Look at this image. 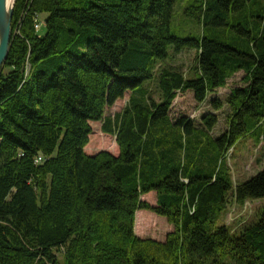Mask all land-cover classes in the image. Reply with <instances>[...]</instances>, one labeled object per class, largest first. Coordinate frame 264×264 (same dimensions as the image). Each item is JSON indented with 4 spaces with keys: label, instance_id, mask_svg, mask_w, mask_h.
Listing matches in <instances>:
<instances>
[{
    "label": "trees",
    "instance_id": "16d2710c",
    "mask_svg": "<svg viewBox=\"0 0 264 264\" xmlns=\"http://www.w3.org/2000/svg\"><path fill=\"white\" fill-rule=\"evenodd\" d=\"M177 1L16 0L0 72V264H264V210L239 234L219 226L230 204L264 198V170L234 184L227 161L244 138L264 143V0H196L197 38L173 32ZM187 49L189 75L170 65ZM186 92L211 107L199 121L173 113ZM91 122L118 155L85 152ZM141 210L174 227L164 242L135 234V219L138 233L153 223Z\"/></svg>",
    "mask_w": 264,
    "mask_h": 264
},
{
    "label": "rangeland",
    "instance_id": "374dc122",
    "mask_svg": "<svg viewBox=\"0 0 264 264\" xmlns=\"http://www.w3.org/2000/svg\"><path fill=\"white\" fill-rule=\"evenodd\" d=\"M195 1L196 0H179L175 4L172 29L175 34H178L181 37L187 38V36H193L194 38H197L201 33V28L197 21L187 16L185 11L186 8L193 5ZM39 19L45 21V15H40ZM15 33H17V30ZM196 56V51L187 49L179 55H175L170 65L181 67L184 72L189 75L196 66ZM235 80H238V78ZM231 82L230 84L232 85L233 82ZM228 89L229 87L226 88V90H221L219 94L220 97L223 99L226 98L229 94ZM126 94L127 95H125L123 99H120L114 106L106 108L105 117H114L115 114L120 113L125 108L130 96V91ZM209 110H211L209 103L199 105L194 100L193 95L188 93H179L173 104V113L175 116L186 115L192 119H197L198 121L200 117ZM91 125L93 133L90 137L89 144L85 148V152L88 155H93L101 151H107L113 155H118L119 148L116 139L114 136L102 132L103 123L91 122ZM226 125V110H224L220 113V124L216 128V132L221 133L222 130H225ZM98 142L101 143V150H97L94 146ZM227 159L234 184L246 181L264 170V143L257 145L252 138H244L234 146ZM156 198V194L149 193L148 195L143 196L142 200L155 206ZM263 210L264 198L248 201L243 206L232 203L227 208L225 215L219 221V226L227 225L233 232L239 234L243 228L257 222ZM141 213L153 223L151 224L150 229L146 232L140 230L138 233L135 219L134 231L139 238L164 242L167 235L174 230V227L165 217L158 216L151 211L141 210L136 213V218Z\"/></svg>",
    "mask_w": 264,
    "mask_h": 264
},
{
    "label": "water",
    "instance_id": "95a60500",
    "mask_svg": "<svg viewBox=\"0 0 264 264\" xmlns=\"http://www.w3.org/2000/svg\"><path fill=\"white\" fill-rule=\"evenodd\" d=\"M16 0H0V72L7 61L12 44V20Z\"/></svg>",
    "mask_w": 264,
    "mask_h": 264
},
{
    "label": "built area",
    "instance_id": "2783aa9c",
    "mask_svg": "<svg viewBox=\"0 0 264 264\" xmlns=\"http://www.w3.org/2000/svg\"><path fill=\"white\" fill-rule=\"evenodd\" d=\"M44 27H45L44 21H41V20L39 19V16L36 17V19H35V30H36L37 32H42L43 29H44ZM42 160H43V158H42V157H39V158L37 159V162L40 163V162H42Z\"/></svg>",
    "mask_w": 264,
    "mask_h": 264
},
{
    "label": "crops",
    "instance_id": "0c3cea01",
    "mask_svg": "<svg viewBox=\"0 0 264 264\" xmlns=\"http://www.w3.org/2000/svg\"><path fill=\"white\" fill-rule=\"evenodd\" d=\"M222 90H226V88L225 89H222ZM221 91V90H220ZM191 94V95H193L192 93H190V92H186V93H182V94ZM219 94H220V92H219ZM218 94V95H219ZM127 95V94H126ZM193 97H194V95H193ZM129 99V98H128ZM118 102V101H117ZM219 124H220V118H219ZM219 124H218V126H219ZM226 129V128H225ZM223 131V130H222ZM214 134H220V133H217L216 132V130H215V133ZM116 139V138H115ZM263 144V143H262ZM259 145H261V144H259ZM94 155V154H93ZM152 193H154V194H156L155 192H152ZM148 195V194H147ZM146 196V195H145ZM156 196H157V194H156ZM156 202H157V198H156Z\"/></svg>",
    "mask_w": 264,
    "mask_h": 264
},
{
    "label": "bare ground",
    "instance_id": "6f19581e",
    "mask_svg": "<svg viewBox=\"0 0 264 264\" xmlns=\"http://www.w3.org/2000/svg\"><path fill=\"white\" fill-rule=\"evenodd\" d=\"M11 3L13 2V0H9Z\"/></svg>",
    "mask_w": 264,
    "mask_h": 264
}]
</instances>
